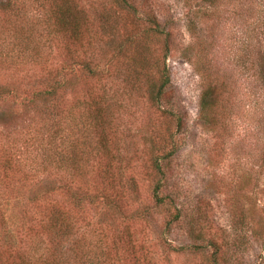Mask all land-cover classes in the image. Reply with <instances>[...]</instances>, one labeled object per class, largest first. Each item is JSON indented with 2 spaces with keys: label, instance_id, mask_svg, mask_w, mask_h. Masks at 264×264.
<instances>
[{
  "label": "rangeland",
  "instance_id": "374dc122",
  "mask_svg": "<svg viewBox=\"0 0 264 264\" xmlns=\"http://www.w3.org/2000/svg\"><path fill=\"white\" fill-rule=\"evenodd\" d=\"M86 1L77 0L83 5ZM88 1L99 4V0ZM138 1L145 9L157 11L169 31L165 41L141 40L138 47H144L150 59H161L167 52L171 82L166 97L185 121L186 130L182 129L178 151L168 161L164 185L174 205L158 206L152 199L158 177L150 163L147 138L154 136L153 143L162 144L159 137L176 129V123L149 104L144 82L142 90H136L124 81L125 66L115 61L113 75L103 85L119 105L113 108L116 122L106 139L107 151L114 156L109 168L112 176L105 179L104 168L92 165L91 157L79 170L86 189L111 195L119 206L109 208L99 200L73 207L64 189L58 187V177L68 169L53 154L55 148H64L63 140L68 138L62 139V134L68 136V131L63 129L54 136L45 104L26 107L19 98H8L0 106V241L27 248L32 239L38 240L35 235H40L43 205L28 199L47 189L48 201L62 202V208L78 217L79 244L84 250H94L102 232L110 246L107 254L115 257L118 249L119 257L125 256L124 246L113 248L112 237L117 231L118 235L128 231L138 240H146L155 264H210V241L219 247V264H264V86L245 70L249 32L244 30L242 0H220L214 15H207L203 0ZM47 5V0H0V85H13L21 95L39 86L46 67L59 60L58 47L56 52L54 42L46 39L41 22ZM122 17L120 12L119 38L126 26L136 31L144 27L141 22L134 28L133 17L124 15L123 21ZM26 33L29 38L20 40ZM255 37L251 45L257 51ZM93 50L101 61L108 59L109 45L102 42ZM152 80L154 76L149 74L148 82ZM208 85L213 94L220 95L218 108L207 109L205 117L199 112V103ZM93 86L100 91V84ZM87 87L79 81L65 95L60 112L76 100L82 101ZM73 110L83 115L82 109ZM97 140L92 137L94 146ZM51 180L56 181L55 186L50 185L53 190ZM177 211V222L163 233L165 221ZM160 236L171 244L196 243L203 249L175 252L159 241Z\"/></svg>",
  "mask_w": 264,
  "mask_h": 264
},
{
  "label": "trees",
  "instance_id": "16d2710c",
  "mask_svg": "<svg viewBox=\"0 0 264 264\" xmlns=\"http://www.w3.org/2000/svg\"><path fill=\"white\" fill-rule=\"evenodd\" d=\"M203 1L208 11L207 15H214L218 11L220 0ZM47 2L41 22L46 39L51 44L54 42L56 52L58 47L59 60L53 66L46 67L39 86L26 89L24 95L19 94L13 85H0V106L8 98L12 100L19 98V103L26 107L35 108L39 103L48 106L44 111L53 121L54 136L63 129L68 131V136L62 134V139L68 138L63 140L64 148L53 150V154L57 155L58 160L68 169L66 175L62 174L58 177L60 181L58 187L64 189L66 198L75 208L81 207L83 203L99 200L105 202L109 208H116L119 205L112 201L111 195L100 194V190L90 191L83 186V181L80 180L85 177L79 169L88 164L91 157L92 165L95 163L100 168H104L101 171L108 176L105 179L112 176L109 168L114 156L107 151L106 139L110 126L116 122L113 108L119 105L109 96L107 88L103 85L106 82L105 78L113 75L115 61H119L125 66L122 70L124 81L136 90L141 89L140 84L144 82L146 88L143 92L149 104L155 106L161 115L174 119L176 123V129L167 131V134L159 137L162 144L155 145L154 136H150L151 139L147 138L151 143L150 163L158 177L153 182L152 199L158 206L174 205L173 199L166 195L164 185L167 181L168 161L178 151L182 129L186 130L185 121L182 113L176 109V104L166 97L171 82L165 63L167 52L164 51L161 59H150L148 54L144 53V47H138L141 40L153 42L163 38L165 41L168 37L169 31L161 24L157 11L145 9L138 0H99L98 5L88 0L86 5L78 3L77 0H47ZM242 3L241 16L243 15L245 23L244 30L249 32L244 46L245 70L249 71V75L255 74V79L264 86V0H242ZM120 12H123V17L124 15L133 17L134 28L141 22L144 27H139V31H136L128 29L124 22L126 27L119 38ZM137 32L138 36H136ZM29 36L30 34L26 33L20 40L26 41ZM254 36L255 39L257 38V51L256 45H251ZM95 39L97 42L93 43ZM102 42L110 47L109 57L103 61L98 59L93 50V47ZM145 47L150 49L148 46ZM13 49L24 52L20 47ZM149 74L154 76V80L150 83ZM81 80L85 86H88L82 101L76 100L64 112H60L65 95L70 94ZM93 84H100V91H96ZM212 89V85H208L201 93L199 112L205 117L207 109L218 108L217 97L220 94H213ZM262 89L264 90V87ZM225 105L222 104V107ZM73 108L82 109L83 115L82 112L78 113L79 110L70 111ZM92 137L98 138L96 146L91 142ZM55 183H50L49 186L51 184L55 186ZM50 189L53 190L54 187L50 186ZM48 191L50 190L31 193L28 199L37 202L34 204L43 205L42 215L38 221L40 235H35L38 240L32 239L27 248L18 247L14 245L15 243L8 244L9 241L6 239L0 241V264H128L129 261H132L131 264H155L154 254L146 240H138L126 230V234L118 235L117 231L112 237L113 248L124 246L125 256L122 254L119 257L118 249L115 257L109 252V255L107 254L110 246L103 238L102 232L98 233L94 250H84L79 244L81 224L78 222V217L72 215L68 209L62 208V202L48 201L45 195ZM179 217V211L169 217L164 223L163 233L169 231ZM159 241L175 252H197L203 249V245L196 243L171 244L164 240L163 236L159 237ZM208 244L213 245L210 251V264H219L217 257L219 247L213 241ZM2 257H5L6 262Z\"/></svg>",
  "mask_w": 264,
  "mask_h": 264
}]
</instances>
